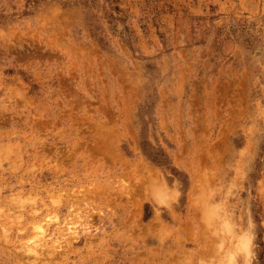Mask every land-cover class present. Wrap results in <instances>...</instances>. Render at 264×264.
<instances>
[{
	"label": "rangeland",
	"instance_id": "obj_1",
	"mask_svg": "<svg viewBox=\"0 0 264 264\" xmlns=\"http://www.w3.org/2000/svg\"><path fill=\"white\" fill-rule=\"evenodd\" d=\"M0 264H264V0H0Z\"/></svg>",
	"mask_w": 264,
	"mask_h": 264
},
{
	"label": "bare ground",
	"instance_id": "obj_2",
	"mask_svg": "<svg viewBox=\"0 0 264 264\" xmlns=\"http://www.w3.org/2000/svg\"><path fill=\"white\" fill-rule=\"evenodd\" d=\"M38 230H40V229H38ZM247 248V247H246ZM233 262V261H232ZM231 263V262H230Z\"/></svg>",
	"mask_w": 264,
	"mask_h": 264
}]
</instances>
